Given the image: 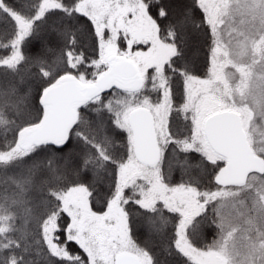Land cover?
Listing matches in <instances>:
<instances>
[{
    "label": "snow or ice",
    "instance_id": "1",
    "mask_svg": "<svg viewBox=\"0 0 264 264\" xmlns=\"http://www.w3.org/2000/svg\"><path fill=\"white\" fill-rule=\"evenodd\" d=\"M0 264H264V0H0Z\"/></svg>",
    "mask_w": 264,
    "mask_h": 264
},
{
    "label": "trees",
    "instance_id": "2",
    "mask_svg": "<svg viewBox=\"0 0 264 264\" xmlns=\"http://www.w3.org/2000/svg\"><path fill=\"white\" fill-rule=\"evenodd\" d=\"M175 178L176 177L174 176L173 179H175ZM99 204H100L99 201H97L96 203H94L93 207H94L95 210H99ZM209 239H210V237H209Z\"/></svg>",
    "mask_w": 264,
    "mask_h": 264
},
{
    "label": "rangeland",
    "instance_id": "3",
    "mask_svg": "<svg viewBox=\"0 0 264 264\" xmlns=\"http://www.w3.org/2000/svg\"><path fill=\"white\" fill-rule=\"evenodd\" d=\"M95 210V209H94Z\"/></svg>",
    "mask_w": 264,
    "mask_h": 264
}]
</instances>
